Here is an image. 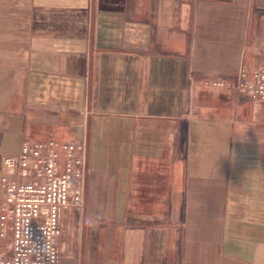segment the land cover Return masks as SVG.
<instances>
[{"label": "crops", "instance_id": "crops-1", "mask_svg": "<svg viewBox=\"0 0 264 264\" xmlns=\"http://www.w3.org/2000/svg\"><path fill=\"white\" fill-rule=\"evenodd\" d=\"M259 67L264 0H0V211L4 156L87 131L60 264H264Z\"/></svg>", "mask_w": 264, "mask_h": 264}, {"label": "built area", "instance_id": "built-area-1", "mask_svg": "<svg viewBox=\"0 0 264 264\" xmlns=\"http://www.w3.org/2000/svg\"><path fill=\"white\" fill-rule=\"evenodd\" d=\"M224 87L225 80L205 81ZM235 88L264 99V67L241 69ZM87 131L78 142L25 140L17 156L2 159L1 183L6 192L0 211V240L9 255L0 264H60L59 237L62 211L85 205L89 175ZM30 230V239L27 235ZM48 242L51 257L33 253V243Z\"/></svg>", "mask_w": 264, "mask_h": 264}, {"label": "clouds", "instance_id": "clouds-1", "mask_svg": "<svg viewBox=\"0 0 264 264\" xmlns=\"http://www.w3.org/2000/svg\"><path fill=\"white\" fill-rule=\"evenodd\" d=\"M27 235L30 239V230H28ZM33 243V253L38 254L39 256H48L49 258L51 257V252L49 248V244L47 241H45L42 245H39L35 242Z\"/></svg>", "mask_w": 264, "mask_h": 264}]
</instances>
